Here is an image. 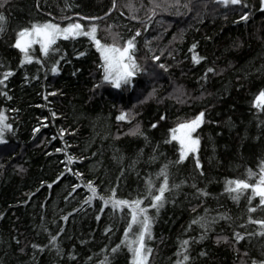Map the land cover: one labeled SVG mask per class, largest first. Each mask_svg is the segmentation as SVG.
<instances>
[{
	"label": "trees",
	"instance_id": "obj_1",
	"mask_svg": "<svg viewBox=\"0 0 264 264\" xmlns=\"http://www.w3.org/2000/svg\"><path fill=\"white\" fill-rule=\"evenodd\" d=\"M0 3L5 17L0 79L12 73L0 84V110L11 125L7 145H0V264H104L105 258L107 264H130L126 246L112 252L124 236L128 210L114 212L106 205L101 212L98 198L85 203L87 184L91 181L98 194L110 195L115 188L116 198L135 199L145 194L146 179L159 187L162 165H168L169 190L159 211L147 209L152 239L145 241L151 249L146 264H176L184 240L186 264L264 261V235L249 223L250 217L264 219V206L258 198L249 202L250 190L237 199L224 191L232 179L254 183L264 161V107L252 105L264 90L260 0L227 6L216 0H115L114 8L113 0ZM92 16L99 19H81ZM45 21L95 23L102 43L115 36L122 44L140 29L134 56L142 71L132 86L113 89L102 81L100 55L87 37L59 39L46 56L35 47L29 53L33 61L20 64L22 54L12 46L16 32ZM192 44L203 57L196 64ZM153 56L159 57L155 63ZM209 67L214 71L206 72ZM120 111L130 118L117 121ZM200 112L203 122L193 134L199 138L197 151L175 163L179 145L169 130ZM137 125L143 135L130 134ZM249 170L257 176L249 178ZM249 207L256 210L249 213ZM197 216L207 228L193 223ZM234 233L243 238L235 241Z\"/></svg>",
	"mask_w": 264,
	"mask_h": 264
},
{
	"label": "snow or ice",
	"instance_id": "obj_2",
	"mask_svg": "<svg viewBox=\"0 0 264 264\" xmlns=\"http://www.w3.org/2000/svg\"><path fill=\"white\" fill-rule=\"evenodd\" d=\"M6 2V0H5ZM217 3L222 5H238L241 4L242 0H216ZM3 4L0 3V7ZM113 8L115 7V0H113ZM155 7H160V4H156ZM187 7V5H185ZM260 7L264 10V0H260ZM109 12L112 11V8L108 9ZM108 13H105L107 15ZM79 16L80 14L77 13ZM247 18V13H244L240 17L241 20ZM65 19H68L67 17ZM81 19L85 20H97L99 17H81ZM132 19H138V17H132ZM5 17L3 14H0V31L3 30V22ZM149 23H151V19H149ZM111 27V26H109ZM148 25H144V30L147 31ZM98 25L95 23L89 24L87 26L82 25L79 22H68L66 25L61 26L60 24L45 21L43 23L33 22L30 26H25L20 28L16 32L15 41L13 43V47L18 49L22 54L20 64H24L25 62L31 63L33 61V57L29 55L28 50L33 45L39 46V52L41 56H46L51 51H55L52 48L53 45L56 44L58 39L75 40L78 37H87L92 46L95 47L96 51L100 55L101 64L98 67L103 69L102 81L111 85L113 89H121L122 87L132 86V78L139 72L142 71L140 65L137 63V60L134 56V52L136 50V36L140 35V29H136L135 35L131 36L127 39H123V43L118 42L117 38L114 36L112 43H102V41L97 37ZM118 35V34H117ZM182 38V35H181ZM147 43V41L145 42ZM196 48V44H192L189 48V52H193V49ZM84 55L83 52H78L77 56ZM203 57H200L193 52L192 62L194 64L199 63ZM159 60V57L153 56L152 61L155 63ZM40 63L39 60L36 61ZM59 61L54 63L51 67L52 73H57L58 68L57 64ZM160 69L167 71V65L160 63L157 65ZM214 69L209 67L206 69V72H213ZM12 75L11 71L7 72L4 76V79H7L8 76ZM75 75V73H73ZM4 79H0V84L4 82ZM93 87H97V85H93ZM54 94V93H51ZM0 95H4V93H0ZM152 95V93H149ZM147 99V97H146ZM253 107L262 108L264 107V90H261L252 102ZM55 115V114H53ZM204 113L200 112L195 115L194 118L186 120L183 123H179L175 126V128L170 129V140H173L179 145V153L178 160L175 163H182L185 158L191 153L195 154L199 144V138L194 136L193 133L197 128L200 127L203 122ZM130 118L129 115H126L124 111H120L116 116L117 121H124ZM160 119H164L162 115ZM6 117L3 114V111L0 110V145H7V140L5 139V131L11 130V125L6 123ZM151 127H156L155 123L151 125ZM37 129H33L35 133ZM140 134L139 125L135 127V129L130 130V134ZM63 135V131L61 132ZM56 151H61V149H56ZM66 159L69 163L72 162L73 157L70 155L66 156ZM196 168L200 169L201 165L199 160L196 161ZM77 177L80 176V173H75ZM157 176L162 177V180L159 183L158 188H154V182L149 178L145 180V194L143 196H138L135 199H123L116 198L115 196V188L111 190L110 195H102L98 194L97 188L93 185L91 181L88 182L87 188L90 195L87 197L85 203L91 202L94 198H98L102 201L101 212H103V206L111 205L114 212H119L121 209L126 208L128 210V216L130 219L127 220V226L124 228V236L121 239V243L112 249V252L115 253L122 245L127 247L128 252L131 254L130 264H146L148 259V254L151 252V249L146 247V240L152 239L151 233V225H152V217L148 214L147 209L154 208L157 211L163 206L165 202L164 193L169 190V171L168 165H162L161 169ZM249 178L257 176L256 173L251 170L247 173ZM59 179V177H58ZM183 183V181H181ZM172 188H178L179 185L172 184ZM195 187V186H194ZM75 188V186H74ZM245 190H250V195L248 196L249 202H251L254 198H258L259 206H264V161L259 165V174L258 178H256L254 183L248 182L246 179H232L229 180L225 184L224 191L228 193H236L232 199H237L241 192ZM196 191L200 195H207L203 189L197 188ZM146 198H150L151 203L144 205L143 201ZM256 210L255 207H249V213L254 212ZM66 219V217H62ZM99 215L97 219H99ZM193 223H200L202 227L207 228V221L204 218L197 216ZM249 223H254L258 225L257 235H264V219H253L249 218ZM133 225H136L138 231H131ZM63 231V229H61ZM105 231H109V229H105ZM203 235V234H202ZM243 236L240 233H234L235 241L239 242ZM224 239H227L226 237ZM56 237L53 236L50 240V243L55 247ZM189 246V242L184 240L181 242V247L178 249L177 256H182V259H178L176 264H186L190 260V256L188 255L187 249ZM39 245H33V248H39ZM43 250V249H41ZM71 255V254H70ZM201 256L206 255L205 252L200 253ZM104 264H107V258H105ZM253 264H256L253 261ZM260 264H264V261H261Z\"/></svg>",
	"mask_w": 264,
	"mask_h": 264
},
{
	"label": "rangeland",
	"instance_id": "obj_3",
	"mask_svg": "<svg viewBox=\"0 0 264 264\" xmlns=\"http://www.w3.org/2000/svg\"><path fill=\"white\" fill-rule=\"evenodd\" d=\"M68 22H70V21H60V22H58L57 24H60L61 26H64V25H66ZM58 40H59V39H58ZM35 47H38V48H39L38 45H33V46L28 50V53H30V52H31V49H33V48H35ZM193 134H194V133H193ZM190 154H191V153H190ZM190 154H189V155H190ZM189 155H188V156H189ZM188 156H187V157H188ZM187 157H186V158H187Z\"/></svg>",
	"mask_w": 264,
	"mask_h": 264
}]
</instances>
